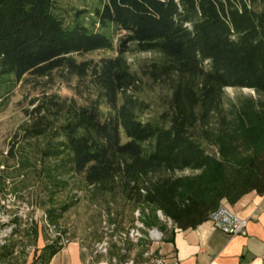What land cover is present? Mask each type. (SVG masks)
Segmentation results:
<instances>
[{"label":"trees","instance_id":"trees-1","mask_svg":"<svg viewBox=\"0 0 264 264\" xmlns=\"http://www.w3.org/2000/svg\"><path fill=\"white\" fill-rule=\"evenodd\" d=\"M83 13L68 24L54 0H0V103L28 76L51 88L57 72L64 81L90 77L96 90L86 105L46 89L30 101L20 138L48 139L47 170L152 207L182 230L224 201L263 195L264 0H100ZM100 50L117 55L77 60ZM130 51L159 56L145 78L131 70ZM144 79L167 92L155 120L142 118ZM227 88L258 98L225 101ZM51 158L62 159L43 162ZM63 248L47 245L32 264H49Z\"/></svg>","mask_w":264,"mask_h":264},{"label":"rangeland","instance_id":"rangeland-1","mask_svg":"<svg viewBox=\"0 0 264 264\" xmlns=\"http://www.w3.org/2000/svg\"><path fill=\"white\" fill-rule=\"evenodd\" d=\"M54 1L59 7L60 17L68 24L78 17L88 16L83 12L92 11L100 3V0ZM78 12L82 13L78 15ZM116 55V50H100L79 55L77 60L99 61ZM126 59L131 70L145 78L143 70L159 56L130 51ZM53 77L54 84L47 89L44 88L47 80L28 76L7 103H0V250L8 255L0 260V264H32L47 245L65 247L71 242L80 243L90 264L108 263L113 257H119L118 235L135 226V213L139 209L144 212L146 228H157L168 239L176 228L171 227L169 219L161 211L149 206H134L119 193L102 194L97 188L88 186L83 177L71 175L64 169L56 172L47 170L49 166L42 163V151L48 147V139L20 138V127L27 120L25 110L32 108L30 101L45 89L48 94L61 99H75L80 105L96 99V90L90 88V77L84 80L71 76L64 81L63 72H57ZM144 81L139 96L148 102L149 109L142 118L155 120L163 110L167 92L160 85ZM241 97L257 99L258 94L247 88L225 90V101H236ZM102 110L108 113L109 108L103 104ZM61 159L51 158L43 162L55 165ZM110 225H115L114 230ZM103 243L107 244L108 251L96 253L97 246ZM160 245L154 244L153 249ZM127 246L128 257L138 260L147 243H129Z\"/></svg>","mask_w":264,"mask_h":264},{"label":"crops","instance_id":"crops-1","mask_svg":"<svg viewBox=\"0 0 264 264\" xmlns=\"http://www.w3.org/2000/svg\"><path fill=\"white\" fill-rule=\"evenodd\" d=\"M248 220L246 235L231 236L216 229L208 220L197 228L176 229L156 249L171 264H264V194L252 192L230 205ZM49 264H90L79 242H71Z\"/></svg>","mask_w":264,"mask_h":264},{"label":"built area","instance_id":"built-area-1","mask_svg":"<svg viewBox=\"0 0 264 264\" xmlns=\"http://www.w3.org/2000/svg\"><path fill=\"white\" fill-rule=\"evenodd\" d=\"M135 214V226L118 235L119 257H113L108 263L98 264H171L163 252L153 249L154 244L164 241V232L157 228L147 229L143 222L144 212L142 210H137ZM159 214L162 216L161 212H159ZM209 221L216 229L231 236L246 235L247 233L248 220L241 217L238 213H235L227 205H220V207L210 215ZM169 223L172 228H176L170 219ZM110 226L112 230H114L115 225ZM0 237H2V234H0ZM139 242L147 243V248L141 254V258L137 260L135 257H128L129 248L127 244L136 245ZM106 246V243L98 245L96 253H106L108 251Z\"/></svg>","mask_w":264,"mask_h":264}]
</instances>
